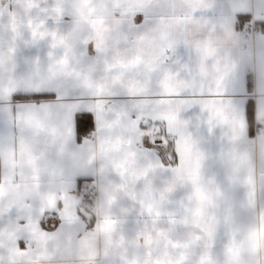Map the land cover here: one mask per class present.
Listing matches in <instances>:
<instances>
[{"label":"crops","instance_id":"1","mask_svg":"<svg viewBox=\"0 0 264 264\" xmlns=\"http://www.w3.org/2000/svg\"><path fill=\"white\" fill-rule=\"evenodd\" d=\"M241 14L260 27L264 0H0V264H264V129L250 138L242 107L190 95L246 65L264 125V30L244 42ZM62 82L92 101L83 142L81 104L14 100ZM153 99L179 135L168 170L133 118Z\"/></svg>","mask_w":264,"mask_h":264},{"label":"snow or ice","instance_id":"2","mask_svg":"<svg viewBox=\"0 0 264 264\" xmlns=\"http://www.w3.org/2000/svg\"><path fill=\"white\" fill-rule=\"evenodd\" d=\"M146 20V17L139 18ZM251 20L250 14H241L237 18L236 30H245L247 24ZM260 28L264 30V22L260 23ZM259 47H264V41L259 42ZM174 63L179 64L177 59ZM255 85L253 75L248 71V67L245 65L242 69H238L234 76L225 78L220 81L217 86L215 79L208 83L207 90L201 93H191L192 99H219L221 103H228L243 108L247 122L249 124L248 135L250 138L256 134L255 126V102L248 96L250 91ZM119 95V93H116ZM145 95L150 97H160L162 94L159 91H150ZM180 97L181 94H176ZM187 101V98H185ZM14 100L18 106L27 104H35L37 106H43L51 103H79L81 104V110L74 113V131L79 142H83L91 133H93L97 127L96 116L93 110H85L84 105L92 102L85 97L82 91L76 84H70L62 82L55 89L43 88L40 91L32 94H16ZM130 100L113 101L111 105L105 108V112L113 111L116 107L126 105L130 103ZM156 100H150V106L145 109H137L134 113L135 119H137V128L141 136V145L144 153L150 158L159 161L162 167L166 170L172 169L179 164L180 155L178 149L179 135L171 130L170 125L162 119L153 115V106L156 104ZM204 109L198 114L200 123L204 120ZM191 122V118H189ZM212 133L210 132V135ZM223 136L220 137L222 142ZM167 161V165H165ZM92 178L90 176H77V190H82L87 183H91ZM63 223L62 218L58 214H54V218L50 219L46 227H57Z\"/></svg>","mask_w":264,"mask_h":264},{"label":"built area","instance_id":"3","mask_svg":"<svg viewBox=\"0 0 264 264\" xmlns=\"http://www.w3.org/2000/svg\"><path fill=\"white\" fill-rule=\"evenodd\" d=\"M260 32V27L256 25L253 21L249 22L242 32V37L244 42H248L251 39H253L257 34ZM255 126H256V133L258 132L259 129H264V125L260 124V122L256 121L255 119ZM79 196L85 198V199H90L96 196V193L94 189H91L87 186H84L82 190L79 191L78 193Z\"/></svg>","mask_w":264,"mask_h":264},{"label":"trees","instance_id":"4","mask_svg":"<svg viewBox=\"0 0 264 264\" xmlns=\"http://www.w3.org/2000/svg\"><path fill=\"white\" fill-rule=\"evenodd\" d=\"M252 92H253V88H252V90L250 91V93H252ZM250 93H249V94H250ZM25 95H32V94H25ZM249 98H250L251 100H253V101H254V99H253V97H252V96H250V95H249ZM247 123H248V122H247ZM248 126H249V124H248ZM91 199H93V198H91Z\"/></svg>","mask_w":264,"mask_h":264},{"label":"rangeland","instance_id":"5","mask_svg":"<svg viewBox=\"0 0 264 264\" xmlns=\"http://www.w3.org/2000/svg\"><path fill=\"white\" fill-rule=\"evenodd\" d=\"M82 198V197H81Z\"/></svg>","mask_w":264,"mask_h":264}]
</instances>
